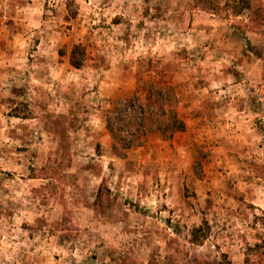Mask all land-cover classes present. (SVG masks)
Instances as JSON below:
<instances>
[{
	"label": "rangeland",
	"instance_id": "rangeland-1",
	"mask_svg": "<svg viewBox=\"0 0 264 264\" xmlns=\"http://www.w3.org/2000/svg\"><path fill=\"white\" fill-rule=\"evenodd\" d=\"M229 1L0 0V264H264V22ZM135 93L151 132L117 156Z\"/></svg>",
	"mask_w": 264,
	"mask_h": 264
},
{
	"label": "trees",
	"instance_id": "trees-1",
	"mask_svg": "<svg viewBox=\"0 0 264 264\" xmlns=\"http://www.w3.org/2000/svg\"><path fill=\"white\" fill-rule=\"evenodd\" d=\"M229 8L240 13L248 11V21L253 25H259L264 22V10L260 3L255 0H230L227 3ZM85 60V49L81 43H75L70 50V63L74 67H81ZM145 95L147 99H157L164 106L169 107L165 110L163 107L162 118H156L157 125L155 129L164 137L170 138L176 131L185 129L184 121L179 117L175 105L178 102V96L170 85L151 84ZM140 96L135 93L132 97L113 101L112 108L107 109L105 115L106 129L112 139V151L117 156H125L126 150L141 145L151 132L147 122L150 116L148 106L139 103ZM135 101H138L136 104ZM147 106V107H146ZM146 121V123H145ZM146 124V125H145ZM202 239H194L193 242L200 243ZM257 247L260 244H256ZM263 252L258 256L261 258ZM248 259L246 261V264ZM197 264H210L207 260H199Z\"/></svg>",
	"mask_w": 264,
	"mask_h": 264
}]
</instances>
